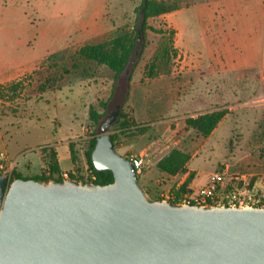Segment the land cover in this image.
<instances>
[{
    "label": "rangeland",
    "instance_id": "374dc122",
    "mask_svg": "<svg viewBox=\"0 0 264 264\" xmlns=\"http://www.w3.org/2000/svg\"><path fill=\"white\" fill-rule=\"evenodd\" d=\"M2 1L9 9H0V50H6V58L24 60L54 49L38 69L0 85V131L8 151L0 149L17 160V172L29 177L42 173L48 160L45 150H55L57 142H68L74 145L76 158L74 167L66 172L86 181L90 171L85 154L89 141L113 116L116 101L110 100L96 126L89 109L93 106L103 112L102 103L109 100L114 88L117 95L125 94L120 113L127 114L135 130L117 140V151L122 153L121 146L135 153L154 151V165L144 173L147 176H138L140 185L149 178V200L183 180L185 170L170 175L157 167L174 150L190 156L186 171L194 169L189 178L192 187L204 185L203 181L221 165H229L233 172L251 174V187L264 186L263 0L238 5L239 10L250 13L251 28H257L252 31H260V38L254 33L248 36L250 49L247 44L243 55L231 43L224 63L228 72L216 75L211 68L210 76L191 88L186 64L188 36L196 32L188 29V16L181 21L185 24L181 33L174 25L178 22L174 11L149 18L147 25L153 30L142 33L143 16L137 12L141 0H12V7L11 1ZM170 1L180 4L183 13L197 2ZM197 9L204 11V4ZM135 28L137 46L119 77L109 67L81 56L83 47L110 43L116 37L130 43ZM207 41L210 43L208 37ZM243 58L244 66L239 65ZM221 77L228 78L227 97L225 92L215 91V82L220 83ZM222 87L226 89L225 84ZM217 106H224L220 109H225L228 117L206 140L186 121ZM118 120L119 116L108 125L107 132L120 128ZM66 145L60 144L61 155ZM17 150L23 152L19 158ZM70 164V159L62 155L61 166Z\"/></svg>",
    "mask_w": 264,
    "mask_h": 264
},
{
    "label": "water",
    "instance_id": "95a60500",
    "mask_svg": "<svg viewBox=\"0 0 264 264\" xmlns=\"http://www.w3.org/2000/svg\"><path fill=\"white\" fill-rule=\"evenodd\" d=\"M91 154L114 181L0 176V264H264V209L151 201L107 132Z\"/></svg>",
    "mask_w": 264,
    "mask_h": 264
},
{
    "label": "crops",
    "instance_id": "0c3cea01",
    "mask_svg": "<svg viewBox=\"0 0 264 264\" xmlns=\"http://www.w3.org/2000/svg\"><path fill=\"white\" fill-rule=\"evenodd\" d=\"M9 4L12 7V0ZM197 2L190 6V10L188 13H183L181 10L182 8L174 11V20L178 19V22L174 21V25L178 27L179 32L181 33L182 27H185V24H183L181 21L184 18V16L190 17V23H188V29L190 31H195L196 34L193 36L189 34L188 36V53H189V60L186 64H188V74H189V83L190 88L199 83L203 80V78H208L211 74L210 69L213 68L214 73L216 72V75L222 74L223 70H226L228 72V69L225 66V59L226 54L229 50H231L230 44L232 43L234 46V49L238 50L239 53L245 52V50L248 49L246 46L248 44L250 49V40L247 41V37L251 36L252 33L254 35L260 34V31H252V28H255L254 25L251 28L250 20L252 17H250V13L244 10H239L238 5L241 3H245L246 1L249 2L250 0H196ZM264 1V0H263ZM3 1L0 0V9L3 10H9L4 6L2 3ZM204 4V11H199L197 8L199 5ZM6 27L3 26V29ZM195 29V30H193ZM191 33V32H190ZM257 36V37H258ZM207 37L210 39V43L207 41ZM260 36L258 37V39ZM259 48L261 45L260 40L258 41ZM254 43V42H253ZM262 46L264 47V32H263V43ZM30 49V48H29ZM54 51V49L47 50L44 53H41L39 56L30 55L24 60H19L18 58L12 57V58H6L4 49L3 51L0 50V85L5 84L6 82H10L16 79H19L23 77L27 73H31L34 70L38 69L40 65L44 63V61L48 58V56ZM254 51V49L252 50ZM29 52H31L29 50ZM205 53V55H204ZM35 54V53H34ZM201 54L204 55L205 58H201ZM242 65L244 66V58L243 60H240ZM205 69L203 72L202 69ZM206 86H208V81L205 82ZM225 84L226 89L222 86ZM216 85V92H225L226 97L227 93L229 92L228 89V78L224 80V78L221 77L220 83L215 82ZM221 86V87H220ZM195 89H197V86H195ZM208 91V90H207ZM221 107H214L208 111H203L201 113L206 112H212L214 110L220 109ZM228 117V114H226L222 120L218 123L216 128L213 130V132L206 138L208 140L211 138L218 130V128L221 126L223 121ZM136 122L139 123L137 119H135ZM67 144V147L62 148V155L67 160L68 158L71 161L70 166H66V168H63L61 166V153H60V144ZM7 143L3 141L2 132L0 131V148L7 149ZM122 153L121 155H127L128 153H135V151L132 148L121 146ZM56 150L58 152V159L60 162L61 170L62 172L70 171L74 165L72 164L71 160V153L69 149L68 142H57L56 144ZM119 153V152H118ZM17 157L19 158L23 152L22 150H17ZM10 155V154H9ZM30 159V158H28ZM26 159V160H28ZM32 159V158H31ZM229 167V165H226ZM191 171H194V169H189L186 171L183 175V180L188 179V175H191ZM212 173H210L211 175ZM246 174V173H243ZM209 175V177H210ZM250 175L251 174H246ZM147 174L142 175L141 177H146ZM208 178H206L203 183L205 184L208 181ZM181 181V182H182ZM141 185L147 189H150L151 184L149 182V178L145 179Z\"/></svg>",
    "mask_w": 264,
    "mask_h": 264
},
{
    "label": "trees",
    "instance_id": "16d2710c",
    "mask_svg": "<svg viewBox=\"0 0 264 264\" xmlns=\"http://www.w3.org/2000/svg\"><path fill=\"white\" fill-rule=\"evenodd\" d=\"M182 8L180 4L176 1L170 0H141V5L137 8V12L142 14L143 22L141 24L140 30L142 33H145L148 29L153 30L152 27L147 25V21L149 18L162 15L168 12H172ZM138 40V29L135 28L132 40L127 44L124 37H116L110 43H104L99 45H87L81 49V56L86 57L88 60L95 61L100 65H105L109 67L114 73L116 77H119L128 67L130 59L134 54L135 48L137 46ZM116 91L113 88V93L110 96L107 102L102 103L103 112H99L93 106H90L89 116L92 120L93 124L96 126L100 124V119L106 114L107 108L109 107L110 100H115ZM227 114L225 109H217L212 112L203 113L197 117H189L187 119V125L193 129H195L198 133H200L204 137H208L213 130L216 128L218 123L222 120V118ZM120 128L116 129L113 133L110 134L111 140L114 144L115 149L117 150V140L120 139L121 136L133 133L135 130H132L133 122L128 119L127 114L121 112L119 115V120L117 121ZM136 126L138 124L136 123ZM141 132L140 129H136V131ZM96 134L90 139L88 148L85 152L87 157V163L90 171H92L97 179L94 181L96 184H109L114 181V175L110 170L97 171L92 163L91 154L96 144V139L98 135L101 134V130L98 129L95 131ZM74 145L72 143L69 144V149L71 153L72 162H75V154L73 152ZM48 160L47 167L43 170L42 173L35 176H24L21 173L14 170V179L23 178V179H34L40 181L42 183L53 182H63L65 179L62 177V170L60 166V162L58 159V152L56 150L47 149ZM126 156V155H124ZM190 159L188 153H185L180 150H174L168 157L163 158L157 165L158 169L161 172L168 173L170 175H174L178 173L180 170H185L186 165ZM223 165H221V168ZM191 175L189 176V178ZM187 179L183 184L181 190L185 191L190 184V179ZM71 179H74V175H71ZM139 181V178H138ZM82 183H88L87 181H81ZM140 185V183H139ZM141 186V185H140ZM7 188V186L5 185ZM144 190L145 194L148 195L150 189H147L141 186ZM161 200L160 197L154 198L153 201Z\"/></svg>",
    "mask_w": 264,
    "mask_h": 264
},
{
    "label": "built area",
    "instance_id": "2783aa9c",
    "mask_svg": "<svg viewBox=\"0 0 264 264\" xmlns=\"http://www.w3.org/2000/svg\"><path fill=\"white\" fill-rule=\"evenodd\" d=\"M127 157L137 176H142L154 165V151L144 149L138 153H128ZM17 167V160L13 159L6 151L0 149V176L5 180L7 188L14 180V170ZM74 179L68 172H63L65 180L82 183L78 175ZM190 175H188L189 177ZM87 182L97 179V176L88 171ZM187 179H185L186 181ZM185 181L175 186L168 187L160 194V201L170 202L174 205H197L199 207H238V208H261L264 209V186L261 189L251 187L250 177L246 174L233 172L228 166L222 167L219 171L213 172L207 183L200 187H189L182 191ZM53 182V181H50Z\"/></svg>",
    "mask_w": 264,
    "mask_h": 264
}]
</instances>
